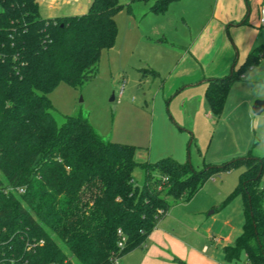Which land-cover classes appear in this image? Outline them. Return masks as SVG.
Returning <instances> with one entry per match:
<instances>
[{"label": "trees", "instance_id": "obj_1", "mask_svg": "<svg viewBox=\"0 0 264 264\" xmlns=\"http://www.w3.org/2000/svg\"><path fill=\"white\" fill-rule=\"evenodd\" d=\"M175 1L155 0L150 12ZM122 7L92 0L82 15L41 18L37 0H0V264L118 263L145 244L172 205L238 168L228 200L242 198L244 224L222 254L226 262L244 254L247 264H264V156L200 172L171 158L138 165L134 146L103 142L86 118L56 124L48 95L60 83L78 89L95 76ZM263 55L257 49L238 70L209 81L211 115L220 117L232 84ZM136 167L145 173L142 186L134 183Z\"/></svg>", "mask_w": 264, "mask_h": 264}, {"label": "rangeland", "instance_id": "obj_2", "mask_svg": "<svg viewBox=\"0 0 264 264\" xmlns=\"http://www.w3.org/2000/svg\"><path fill=\"white\" fill-rule=\"evenodd\" d=\"M79 1L81 5L83 0ZM118 2L123 7L115 16V42L101 52L95 76L78 89L60 83L48 95L56 124L60 126L67 116L86 118L103 142L134 146V160L138 165L171 158L181 165L188 163L192 170L200 172L247 156H264V110L259 115L252 112L256 101H264V55L258 66L246 70L244 81L232 86L220 117L207 115L206 108L202 117L196 95V103L184 108V94L179 96L173 91L163 97L159 90L160 80L148 76L149 69H154L150 64L152 60L159 61L166 53L168 56L172 52L176 54L171 44L183 41L180 37L183 33L176 31L178 28L174 26L190 17L192 3H199V0L172 3L167 10L171 21L162 34H156L153 28L156 17L150 9L154 0ZM252 3L251 19L258 31L253 50L259 49L264 54L261 47L264 45V24L258 15L261 0ZM87 10L85 8V12ZM207 13L206 8L198 20L203 21ZM44 15L40 14L41 18H48ZM194 25L192 31H195ZM140 59H147L146 64H141ZM174 59L169 57L159 67L172 64ZM141 66L148 69L147 77L139 79L137 68ZM190 71L195 70L191 68ZM228 75L229 71L225 77ZM122 86L123 96L118 97ZM112 94L113 102L110 101ZM242 170L231 169L213 175L192 199L172 205L158 224L167 232H177L187 248L204 252L205 256L221 263V246L232 244L244 224L242 198L228 200L239 184ZM133 176L135 185L142 186L143 169L136 167ZM259 188H264V172ZM225 264H246L245 256L241 254L238 261Z\"/></svg>", "mask_w": 264, "mask_h": 264}, {"label": "crops", "instance_id": "obj_3", "mask_svg": "<svg viewBox=\"0 0 264 264\" xmlns=\"http://www.w3.org/2000/svg\"><path fill=\"white\" fill-rule=\"evenodd\" d=\"M91 1L83 0L80 5L79 0H37V5L39 14H45L44 16L48 18H55L82 15L85 12V8H89ZM178 1L180 0L175 2ZM263 1L261 0V3ZM252 2L253 0H199V3H192L188 15L190 17L181 19L183 24L177 22L174 26L178 28L176 31H182L183 33L180 36L183 41H179V43L172 41V51H176V54L172 52L171 56H168L166 53L165 57L160 58L159 61H156V59L152 60V62L148 61L149 63L151 62L150 64L156 70L149 69L150 75L148 76H151L152 80H160L159 90L163 97L173 91L179 96L184 94L182 102L184 108L187 105L193 106L197 102L201 106L202 117L204 116L205 108L207 109V115H209L210 111L205 99V91L209 81L218 79V77H225L228 71L231 74V72L238 70L244 64L248 55L254 52L253 46L255 39L258 37V31L254 27L256 23L251 19L252 6H254ZM70 4L73 7H70ZM169 6L164 12H151L156 17L154 18L155 26L153 27L156 34H162L168 28L167 23L171 21V17L167 14L168 8L171 7ZM206 8L208 11L207 15H205L203 21H199L198 18ZM193 25L195 26V31L191 29ZM187 29L189 31L188 34ZM189 35L190 37L187 39L186 37ZM261 47L264 48V45ZM169 57H175L174 62L168 66L159 67L162 63L167 62ZM146 61L147 59L139 60L141 64H146ZM191 68H194L195 71L191 72ZM147 70L142 66L137 68L140 74L139 79L147 77L145 74ZM150 71L155 72L156 76H153ZM244 73L239 81L245 80ZM195 95L197 97L196 102H194ZM177 205L180 204L177 203L173 206ZM158 223L148 236L145 244L141 248L132 250L124 255L118 261L119 264L232 263L226 262L222 254V249L225 246H229L226 245L227 243L221 246V263L216 262L213 258L205 256L204 252H197L194 249L187 248L182 241V237L176 235L177 232L175 233L174 230L167 232Z\"/></svg>", "mask_w": 264, "mask_h": 264}, {"label": "water", "instance_id": "obj_4", "mask_svg": "<svg viewBox=\"0 0 264 264\" xmlns=\"http://www.w3.org/2000/svg\"><path fill=\"white\" fill-rule=\"evenodd\" d=\"M115 100L114 94L111 95L110 101L113 102ZM264 110V101H256L252 106V112L255 115H259Z\"/></svg>", "mask_w": 264, "mask_h": 264}, {"label": "built area", "instance_id": "obj_5", "mask_svg": "<svg viewBox=\"0 0 264 264\" xmlns=\"http://www.w3.org/2000/svg\"><path fill=\"white\" fill-rule=\"evenodd\" d=\"M259 20H260L261 24H264V1L261 3V5H260V7H259ZM123 91H124V87L122 86V87L119 89V92H118V96H119V97L122 96ZM118 234L120 235L121 232L118 231ZM114 263L117 264V261L114 260Z\"/></svg>", "mask_w": 264, "mask_h": 264}]
</instances>
